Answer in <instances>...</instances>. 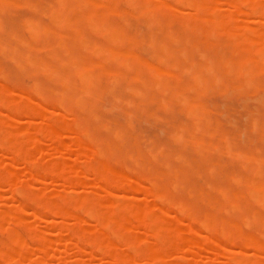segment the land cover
<instances>
[{
  "label": "bare ground",
  "instance_id": "bare-ground-1",
  "mask_svg": "<svg viewBox=\"0 0 264 264\" xmlns=\"http://www.w3.org/2000/svg\"><path fill=\"white\" fill-rule=\"evenodd\" d=\"M16 2L27 5L33 13L36 14V17L39 16L38 12L41 11L39 0H16ZM53 2L55 3V6H49L48 10L49 24H43L35 19L27 18V20L20 23V26L27 32L28 39L23 38V36H18L16 34L17 32H13L9 35L11 38L8 36L6 37L12 39L15 42V45L12 46V44H7L5 47L0 45L2 55L3 52L9 55L10 62L13 61V64L15 63L17 66L15 69L18 68L25 74L33 76L34 78L42 76L44 80L53 83L54 86L53 89H50L44 83L35 79L29 88H13L8 85L9 83L6 84V81H3L4 78L8 77L3 76L2 72L5 71L3 70L0 72V110L6 112L0 119V148L7 151L8 155L10 154V157L13 156L11 158L9 157L10 159L13 158L11 163L7 160L8 164L17 165V162L21 161V164L30 166L31 169L27 166L30 171H27L26 174L28 173L29 176L34 174L32 175L33 179L41 175L37 172H41L43 175L48 171L49 174H44L45 177H48L51 173V176L53 177L55 174L56 177L60 179L59 182H61V186H64L66 183L69 184L68 186H70V184H72V186L80 184L82 181L77 179L79 177L78 175L80 174L81 176V172H84L83 174L86 175V170L90 169L95 176L92 179L96 178L94 180L96 182L91 179V181L94 182L93 185L91 183L93 186L91 187L95 189L97 188L98 191L95 193L94 197L77 196L65 198L54 196L48 200H40L38 194L27 189L30 183L28 184L27 182L26 184L24 181L17 182L15 180L16 178L14 177V174L16 173V170L15 172L14 169L12 171H4V173L1 172V184L4 183L3 185H6L8 188L7 190L10 194L9 198L11 197L10 199H13L18 203L13 211H0V221L5 218L9 219V229H7V231H10L13 225L18 226V224L21 223L19 213L21 210L24 211V209L21 208H24L27 204H31L38 208L35 214L36 217L40 216L42 213L44 215L45 212H50L53 217L56 215L55 217L59 216L58 218L67 220L68 222L71 220L72 224L71 222L68 223V225L70 224L71 226L69 225L64 228L63 225L64 229H60H63V231L65 230L71 239H76L80 244L84 246L88 245L95 251H99V253L102 252L108 260L110 259V264H127L131 256L130 252L132 255L135 252H140V257L142 256L143 259L145 258V262L148 264H161L160 254H163L164 251L166 253V249L171 248V245L174 244L169 237V239L163 237L164 234L162 233L166 231H189L195 233L192 225H198V227H201L205 232L204 235H199L201 238L199 243H205V241L211 242L210 238L217 236L225 241L232 242L233 245L234 243H238L237 245L241 246H238L239 248H249L250 250L252 249V251L254 250L255 253L256 251L260 254L264 253V156H261L260 152L257 150L256 151L259 153H253L251 151H235L230 141L226 139L228 137H225L226 140L223 141V147L214 145L212 140L215 139L217 127H212V123L208 118L210 110L208 111L205 108V105L201 102V98L204 95H207V93L210 94L214 90L216 92L219 91L218 94H220V92H227L228 90L240 94V92H247L250 89L258 91L262 87L261 89L264 93V79H261L262 76L264 77V20L262 21L263 24L261 23L260 25V23H258L257 25L256 23V25H254L257 28L256 30L251 29V21L244 20V24L242 23L238 27H241L239 33H237L238 31L236 32V25H220L222 21L230 18L232 13L238 14L240 17L243 16L244 18H249L250 16V18H252V16L254 18L255 16L264 19V0H214V2L217 3L221 2L229 9V12H220L217 16L203 12L206 2L205 0H56V2ZM13 5L12 0H0V14L4 13L9 6ZM30 9L28 10L31 11ZM185 10L186 12H184ZM16 17L15 20L17 19ZM135 17L143 20L146 25L145 26L144 23H142L144 27L156 26L159 30L158 34H156L157 31L153 32L156 35L149 36V39L146 42L148 46L152 47V49L155 48V52H152V55L149 54L150 56H153L151 57L153 58L152 61H150L151 59H148L149 61L142 59L135 52V49L139 44H142L143 41H140V39L137 38L139 35L137 37L131 36L125 31V28L128 27L129 19ZM135 23L138 22L135 21ZM135 25L137 26V24ZM252 25L253 24H251V26ZM174 26H178L177 29L185 30L187 33L182 34L181 30H179L181 31L180 33L179 31H176V33L175 31L173 32L172 29ZM19 29H17V31H19ZM86 29L93 33V35L96 34L99 36L100 39H102L101 42L89 40L88 37L86 38L84 34V30ZM241 29L242 31H240ZM0 30H2V27ZM61 30H65L66 35H63ZM174 30H176V28ZM244 30H247V33H244ZM71 31H81L82 33L80 37L77 38ZM134 32H136V30ZM147 33V35H149L150 31ZM1 35L4 34L2 33ZM50 40L53 41L57 50L65 53L63 54L64 56L62 55L63 57L58 54V51L55 48H52L49 44ZM1 42L3 43V41H0V43ZM226 42L227 44L229 42V45L236 48L233 53L231 52L230 54V52H228V56L223 54L225 51L222 53V49L220 48L221 44H226ZM43 48L47 49V52H44L45 56H40V54L38 56L37 52H40ZM77 49L83 50L84 55L76 57L75 52ZM148 51L151 50L149 49L147 52ZM195 56H197L198 60L195 59ZM6 72L8 73V69ZM120 83H124V91L127 92V95L130 94L132 97L139 99L137 102L138 107L149 106L147 105L148 101L156 102L160 106V109L163 107L165 108L164 110L177 105L188 114L184 113L185 115L190 116L193 119L192 124L190 123V127H178L177 125L174 127L175 132L171 137L175 142L181 143V145H178V147H180L177 151H173L175 155H178L176 157L177 160L175 159L176 161H182L190 168L195 167L196 169L203 168V170H206L207 167L210 166L219 167V160H215L211 154L217 153L216 155H221L225 153L230 159L235 158L239 163L241 162L244 164V168L242 167L244 173L240 174V177H237L236 174L230 176L226 175L228 178V184L225 187L212 185L209 192H199V194H197L201 203L203 202L205 206L209 207V209L207 208V212H197V209L194 210L195 208H193V205L196 206V204H187L172 198L168 194L165 186L162 185L160 173H157V169L155 168L152 170V168L146 166L151 159L157 161V157L159 156L166 160L168 154L165 153L163 149L153 155L150 150L151 148L145 153L133 142L130 149L125 150L126 145L123 141L128 138V132L120 129L111 130L108 127L107 129L104 128L110 133L106 141L97 140L96 137L93 138L88 130V126L90 125L91 119H96L94 105L99 101L98 99L102 96L101 94L103 92L105 93L106 91H109L111 94L112 92L114 93V90L117 88L116 86ZM232 92H229L231 96L234 94H232ZM126 94L124 93L125 96ZM113 96H117V94H113ZM113 96H110V94L108 95V97L111 98ZM105 99L106 97H104V100ZM96 100L98 101L95 102ZM248 100L249 99L246 98L245 101ZM261 100L264 102V96L261 97ZM245 101L242 102L241 100L243 104H245ZM257 101L259 102L260 100ZM112 103L114 104V102ZM124 103L126 102H123V104ZM132 105L134 104L132 103ZM100 106H102V104ZM48 107L51 110L46 109ZM149 107L146 110H149ZM210 107L213 108L211 104ZM112 108H114V106ZM157 108L159 109V107ZM105 109L107 108H104V111H106ZM118 109H116V112H118ZM57 110L61 113H56L58 112ZM157 110L155 112H157ZM162 112L164 113L165 111L162 110ZM62 113L65 115L66 119L69 117V121H66L62 118L63 116H60L63 115ZM122 113L125 114V112ZM153 113L152 110L151 114ZM163 113L161 114L164 117ZM18 114H24L25 117L29 116L33 118V116H36L40 118L42 122L41 125L35 129V133L37 134L35 136L39 137L41 135L40 139L42 136L43 138H48L47 141L49 140L51 143L49 146L55 151L60 150L63 145L67 146V141L64 142L65 144H62V140H58L60 138L56 136L57 134L54 133V130H59V128L60 130H65L66 133L71 136V139L69 138L71 141L69 140L67 148L70 149L72 147L75 149L76 155L79 153L78 156H82V158L84 157L86 162L83 161L84 165L83 163L82 165L80 163V165L82 168H85L82 169L77 165L76 167L64 164L60 165L61 163H53L49 167H47L48 165L42 164V162L39 164L36 163L35 165L31 163V154H29L28 149L23 148V146H25L23 144L25 142L24 140L27 141L32 139L33 135L29 139H25L24 137L23 140L20 139L21 137L17 138V136L8 129L11 125L10 122H14ZM251 114L247 115V117H251ZM136 116L137 115L134 117ZM158 116L153 117L152 119L154 120L155 118L154 121H156ZM225 116L227 115H224V117ZM256 116L258 115L256 114ZM166 117V121L168 118H171L170 116ZM190 119L188 121H190ZM230 120L231 119H229V121ZM128 122L130 123V120ZM215 123L219 124L218 121ZM130 124H132V122ZM130 124L127 125L130 127ZM230 124L232 123H228V125ZM252 125L253 130H256L257 132L262 129L259 121H253ZM138 126H140V123ZM131 127L133 130L135 126L132 125ZM93 129L95 128L93 127ZM97 131H99V129H97ZM141 131L143 132V130ZM159 131L161 132V130ZM33 132L34 130L32 133ZM257 132L256 134H258ZM37 137H35V139L39 140ZM205 137H208L210 140L206 141ZM33 140L34 139H32V141ZM36 140L33 142H37ZM40 141L41 140L37 143H41ZM163 142L164 141H162V143ZM219 142L221 141L219 140ZM261 143H264V141ZM139 144L142 143L139 142ZM146 145H148V143ZM49 146L44 147L45 150L46 148H50ZM51 148L49 150H51ZM67 148H63L62 150L64 151ZM186 148H191V150L199 156V160H191L193 165L187 163V153H190V151L186 150ZM31 149H33V147ZM71 150L72 149H70V152L73 151ZM121 157H128L135 161V165L131 171L130 168L127 169L126 166H124L125 168L119 166L118 160ZM223 157L225 156L223 155ZM112 158L116 159L114 164H111ZM73 160L75 161L76 158ZM125 161L126 160H124V163ZM13 165L11 166L14 167ZM165 167L166 171L165 173L162 172V175L168 176L172 180L171 183L174 184L173 187L177 186L185 172L176 169L177 171L175 170L172 174L170 166L167 164ZM165 167L161 168L165 169ZM79 169L84 171L80 172ZM214 171V169L210 170L212 173H214ZM129 172L136 177H131ZM203 172L205 173V171ZM237 172L239 171L237 170ZM150 174H153L154 177ZM208 174L211 175L209 172ZM51 176L49 177L52 178ZM82 177L83 175L80 178ZM86 178L82 180H85ZM29 179L30 178L27 180L29 181ZM36 179L34 181L40 182L39 179ZM40 179H42V177ZM210 179H212L211 176ZM30 181L33 182V180ZM143 183H147L148 187H145ZM80 185L82 186V184ZM119 186V189L122 188L125 190L126 188L123 187H127L126 190L130 188L133 189V191H136L135 194L140 192V194L142 193L144 196L152 197L154 198L155 203L153 202L154 204H151V206L146 205L142 207L135 205L132 200L122 202L120 207H118V212L115 210L107 211L101 208L110 204V200L107 198L108 196L111 197L113 195V193L110 192L111 188L115 189L117 187V190H119ZM181 188L182 186L180 189ZM100 191H103L104 193H102L106 196L102 195ZM188 192L187 194H189ZM212 193H214V195ZM178 197L179 195L177 198ZM187 199H189V195ZM170 206L178 212L177 214H179V216L181 215L183 216L182 218L185 217L187 219L189 224L186 222L187 226L185 228L179 229L175 226L174 222L165 220L164 216H167L170 212H168ZM36 208L34 209L36 210ZM39 209L43 210V212L40 211L42 212L41 214H39ZM150 209L158 210L159 214L150 217ZM45 214L48 215V213ZM35 215L32 216L35 217ZM43 215L41 217H43ZM80 221L85 223L91 221L95 224V227H91L90 230L84 229L83 227L78 226ZM137 221H140L139 224H142L148 231L143 232L147 234L149 233V236L146 234L143 239L147 237L151 238L150 236H152L158 241L157 243H154V248L159 252H150L148 250L142 252L141 249L138 251V248H135L138 243L136 238L125 237L123 235L122 229L124 228L122 227V223H126L128 224L127 227H130L132 223H137ZM48 222H50L49 224L51 225L55 224L53 220V223L51 221ZM16 235L17 233L11 232L9 242L7 243V241H5L0 244V248H3V250L0 249V264H15L13 262H17L18 264L19 258L30 253V251L24 246L17 247L20 237ZM143 235L144 234H142V236ZM47 236V232L35 233L26 230L23 233V237L26 239L41 240L37 250H35L36 253H39V255L41 254L42 257H45L48 254L49 245L51 244L50 242H52L51 245H53L54 241H49L50 238L48 239ZM111 238L121 240L123 246L129 248L130 251L125 252L116 247L113 248L108 241V239ZM190 242L196 243L195 240ZM55 243L57 244L58 242ZM211 244L213 243L211 242ZM75 247L77 246L75 245ZM80 247L83 249L82 246ZM75 249L77 251L81 250L79 249V245ZM13 250L16 251L17 257L15 261L9 262V260L12 261L14 259H9L6 256V253ZM172 250H174V248ZM172 250L169 252L172 253ZM240 252L241 251H238V254H240ZM241 255L244 254L241 253ZM225 264H264V258L261 257V260H231Z\"/></svg>",
  "mask_w": 264,
  "mask_h": 264
},
{
  "label": "rangeland",
  "instance_id": "rangeland-1",
  "mask_svg": "<svg viewBox=\"0 0 264 264\" xmlns=\"http://www.w3.org/2000/svg\"><path fill=\"white\" fill-rule=\"evenodd\" d=\"M53 1L56 2V0H50V1L49 0H39L41 11L38 12L39 16L36 17L35 16L36 14L33 13V11L27 5L20 4L19 2H16V0H12V3L14 5L13 6H9V8L6 10L7 12L6 11L4 12L5 14L4 13L0 14L1 15L0 16V19H1L0 20V22H1L0 23V25H1L0 29L2 27V30H0V41H3V43L1 42L0 45L5 47V45H7V44H12V46H14L15 42L12 39H8L6 37V36L10 37L9 35L11 33H13V32H17L16 34L18 36H20V37L23 36V38L28 39L27 32L25 31V29L21 28V26H20V23L22 21H24V20H27V18L28 19H35V20H37V21H39L40 23H43V24H49V18H48L49 13H48V10H49V6L50 7H51V5L55 6V3ZM205 1H206L205 2V7L203 9L204 13H207V14L211 13V15L217 16L220 12H222V13L229 12V9L227 8V6H225L221 2L217 3V2H214V0H205ZM43 3H45V4H43ZM20 6H21V8H20ZM46 6H47L48 9L46 8ZM28 9H30L31 11H29ZM184 12H186V10ZM44 13H46V14H44ZM7 14H9V15H7ZM31 15H32V17H31ZM14 16L15 17L17 16L16 20H15ZM40 17H41V19H40ZM250 17L249 18L248 17L244 18L243 16L240 17L238 14L232 13L230 18L222 21L220 23V25H224V26L236 25V28H237L236 32L238 31L237 33H239V29L241 27L240 28H238V27L242 23L244 24V20L245 21L248 20V21L252 22L251 24H253V25L251 26V24L247 21L250 24L251 29H253V30L257 29L254 26V25H256V23H257V25H258V23H260V25H261V23L263 24L262 21L264 19H260V18L255 17V16H254V18H253V16H252V18H250ZM37 18H39L41 21L39 19H37ZM135 19H137V18L135 17V18L129 19V22H128L129 24H128V27H126L127 29L125 28V31L127 32V34H129L131 36L137 37L139 35L137 38H139L140 41H142V40L143 41H142V44H139V46H138L139 48L137 47L135 49V52L142 59L147 60V61H149L151 59L150 61H152L153 58H151V57H153V56H150V55H152V52L153 53L155 52L154 51L155 48L152 49V47L148 46V44L146 42L149 39V36L158 34L159 30L157 29L156 26L144 27L145 23L143 22L142 19H137V20H135ZM135 21H137L138 23H135ZM140 21H142V22H140ZM247 22H245V23H247ZM142 23H144V25ZM135 24H137V26ZM19 27H20V29H19ZM149 27H150V29H149ZM174 27L176 28V30H174L175 29ZM174 27H173L172 31L173 32L175 31V33H176V31L178 32L179 30H181L179 28L177 29L178 26H174ZM16 28L19 29V31H17ZM86 30H84V34H85L86 38L88 37L89 40H96L97 42H101L102 39H100L99 36H97L96 34L93 35V33H91L89 30H87V31ZM130 30H132V31H130ZM133 30L134 31L136 30V32H134ZM149 31H150V34L147 35L148 34L147 32H149ZM155 31H157L156 34L153 33ZM181 31H179V33L180 32L182 34H186L187 33V32H185V30L184 31L181 30ZM240 31H242V29ZM139 32H140V34H139ZM243 32L247 33V30H244ZM2 33L4 35H1ZM20 33H21V35H20ZM61 33L63 35H66V31L65 30H61ZM81 33H82L81 31L72 32V34L75 37H77V38L80 37ZM145 35H147V36H145ZM223 37H225V36H223ZM5 38H7V39H5ZM4 43H6V44H4ZM49 44L52 46V48H55V46H54L55 44H53V41L50 40ZM143 47L146 48V49H144ZM220 48L222 49V53H223V51H225L223 54H226L227 56H228V52H230V54H231V52L233 53L236 50V48L234 46L229 45V42H228V44H227V42H226V44H221ZM149 49L151 51L147 52V50H149ZM45 51L47 52V49L43 48V49H41L40 52H37V55L39 56V54H40V56H45V53H44ZM57 51H58V54L61 57L64 56L63 55V54H65L64 52L59 51V50H57ZM83 52H84L83 50L77 49V51L75 52V56L76 57H80V56L84 55ZM0 53H1L0 54V62H1L0 63V72L3 71V70L5 71V72H2L3 76L4 77L8 76L7 77L8 79L3 77L4 78L3 81L4 82L6 81V84L9 83L8 85L10 87H13V88H16V87L29 88V87H31V85L33 84L35 79H37V81L44 83L48 88H50V89L54 88L53 83L44 80L42 78V76H38L37 78H34L33 76H29V75L25 74L24 72H22L18 68L15 69V67H17V66H16L15 63L13 64V61L10 62L9 55L7 53H4V52H3V55H2L1 51H0ZM148 55H149V57H148ZM195 59L198 60L197 56H195ZM7 60H9V61H7ZM9 62L12 63V64H10ZM6 65H7V67H6ZM8 66H9V68H8ZM12 66H14V67H12ZM6 68L8 69V73L6 72L7 71ZM5 79H7V80H5ZM261 79L263 80L264 77L262 76ZM50 84H52V85H50ZM116 87L115 88L118 91L114 90V93L112 92V94H111V92L109 93V91H106L105 93L103 92L101 94L102 96H100V98L98 99L99 101L98 100L95 101V102H97V101L99 102V103L97 102L98 104L96 103L94 105V109H95L94 110V114L96 113L95 114L96 115L95 116L96 119H94V120L91 119L92 121L90 120V125L88 126V130L92 134L93 138L96 137L97 140L106 141V139L110 135L109 131L105 130L108 127L111 130H119L120 129V130H124V131L128 132V135H127L128 138L123 141L125 143V145H126L125 150H127V149L129 150L131 145L133 144V142L137 145V147L140 150H142L145 153H147L148 150L151 148L150 150H151V153L153 155L156 154L159 150L163 149L164 152L168 154L167 159L164 160L163 158H161L159 156V157H157V161L154 160V159H151V161H149L146 166L152 168V170L155 169V168L157 169V171H158L157 173H160V178L162 180V182H161L162 185L165 186L168 194L172 198H174L175 200H178V201H182V202L187 203V204L188 203L189 204H196V206L193 205V208H195L194 210L197 209V212H200V213L207 212L209 207L205 206L203 202L201 203V201L197 197V194H199V192H204V193L209 192L210 188L212 187V185L225 187L228 184V180H227L228 178L226 177V175L230 176V175H235L236 174L237 177H240L239 175L244 173V169L242 170V167L244 168V164H242L241 162L239 163V161L237 159H235V158L230 159V157L225 155V153L221 154V155H216L217 153L211 154L215 160H219V167L218 166H213V167L210 166V167H207L206 170H203V168H199V169H196L195 167L190 168L189 166H187L186 163H183L182 161L179 162V160L176 161L177 160L176 157L178 155H175V153L173 151H175V150L177 151V149L180 147V146L178 147V145H181V143L175 142L172 139V137H171L172 134L175 132L174 127L176 125L178 127H184V126L185 127L186 126L190 127L192 122H193V119L190 116H187L188 114L185 111H183L180 106H177V105H174L173 106L174 108L170 107L169 109L164 110L165 108L161 107V109H160V106L156 102H152V101L149 102L148 101L149 103L147 102V105H149L151 107H149V106H147V107H138L137 102L139 101V99L136 98V97H132L129 93L128 94L130 96L126 94L127 92L124 91V88H125L124 83H120ZM261 88L258 91H255L253 89L252 90L250 89L247 92L246 91L245 92L242 91V93L240 92V94H238L237 92L234 93L231 90H228L227 92H223V93L220 92V94H218L219 91L216 92L214 90L211 93L209 92L210 94L207 93V95H204L201 98V100H202L201 102L205 105V108L208 111L210 110V112L208 114V118H209V120L212 123V127L213 126L217 127L216 128L217 132H216L215 139L212 140L214 145H219L220 147H223L224 146L223 141L227 139L228 141H230V143L233 146V149L235 151H247V152L251 151L253 153H259L260 152V155L264 156V143H261V142L264 141V125H263L264 124V102L261 100V97L264 96V93H263V90ZM229 92L230 93L232 92V94L233 93L234 94L231 96V94H229ZM106 93L108 95L110 94V96L111 95L113 96V94L114 95L117 94V96H113L111 98V97H108V95ZM124 93L126 94V96L124 95ZM128 96H129V98H128ZM205 96H206V98H205ZM104 97H106L105 100H104ZM223 97L226 98V99L227 98H229V99L226 100ZM113 98L115 99V101H114ZM131 98H133V99H131ZM246 98L249 99V100L245 101ZM116 99H119V100H116ZM254 99H257V100H260V101L258 102L257 100H254ZM241 100H242V102L245 101V104L246 103H248V104H246V105L243 104L241 102ZM100 101L103 102V103H101ZM112 102H114V104ZM123 102H126V103L123 104ZM261 102H262V104H261ZM110 103H112V104H110ZM115 103H118V104H115ZM132 103L134 105H132ZM101 104H102V106H100ZM104 104L107 105V106H105ZM126 104H130L132 106V108H131L130 105H126ZM210 104H211V106H213V108L210 107ZM213 104L215 105V107H214ZM262 105H263V107H262ZM113 106H114V108H112ZM148 107H149V110H146V109H148ZM157 107H159V109ZM52 108H53V106H52ZM104 108H107V109H105L106 111H104ZM110 108L113 111H111ZM118 108H121V109H118ZM241 108H243L244 110L241 109ZM46 109L51 110L49 107L46 108ZM116 109H118V112H116L117 111ZM155 109L156 110L158 109L157 110L158 113L155 112L156 111ZM240 109H241V111H240ZM254 109H257V110H254ZM141 110H142V112H141ZM152 110L156 114H154V113L151 114ZM162 110L165 111V112L163 113ZM0 111L3 112V113L0 112L1 113L0 119H1L3 117L2 115H5L4 113H6V112L4 110H0ZM122 112H125V114H123ZM177 112H178V114H177ZM211 112H213V113H211ZM56 113H61V112L58 111ZM161 113H163L164 117L162 116ZM184 113H186L187 115H185ZM253 113H256L258 116H256V114H253ZM106 114H107V116H106ZM158 114H159V116H158ZM180 114H182V115H180ZM250 114H251V117L248 116L249 117L248 118L247 115H250ZM135 115H137V116L134 117ZM171 115H173V116H171ZM222 115H223V118H222ZM224 115H227V116L224 117ZM60 116H63L62 117L63 119H65L66 121H69L68 120L69 119L68 116H66V117H68V119L65 118L64 114L60 115ZM156 116H158L157 117L158 119L159 118H162V119L158 120L156 118L157 120L154 121L155 118H154V120L152 118L156 117ZM166 116L167 117H169V116L171 117V118L167 119L168 122L165 119ZM182 116L184 117V119H183ZM35 117L36 116H33V118H31L29 116L25 117L24 114H22V115L18 114L16 116V120L14 122L13 121L10 122L11 125L9 126L8 129L12 133H14L17 136V138L21 137L20 139H23V140H24V137H25V139H29L33 135L32 139H34L33 141H35L36 140L35 137H37V136H35V135H37L35 133V129L37 127H39V125H41V122H42L40 120V118L36 117L37 118L36 119ZM128 117H129L130 123L132 122V124H130L128 122L129 121ZM147 117H150V118H147ZM172 118H174V119L176 118L175 121ZM131 119H133V120H131ZM181 119H183V120L186 119V120L183 121ZM189 119H190V121H188ZM229 119H231V120L229 121ZM171 120H173V121H171ZM245 120L248 121V122H246ZM100 121H101V123H100ZM151 121H153V122H151ZM164 121H165V123H164ZM217 121H218L219 124L215 123ZM233 121H234V123H233ZM253 121L254 122L255 121H259L260 126L262 127V129L260 131L257 132L256 130H253V125H252ZM138 122L140 123V126H138L139 125ZM244 122H246V123H244ZM228 123H232V124L228 125ZM105 124H107V125H105ZM127 124H130L131 126L134 125L135 127L132 130V127L131 126L129 127ZM162 124H163V126H162ZM178 124H180V125H178ZM120 125H121V127H120ZM234 125H236V126H234ZM166 126H167V128H166ZM93 127L95 129H93ZM97 129H99V131H97ZM33 130H34V132H33L34 134L32 133ZM56 130H54V133H56L57 134L56 136H58L60 138L58 140H62L61 141L62 144L65 141H67L66 144L68 146L69 145L68 143H69V140L71 139V136H69V134L66 133L65 130H60V128H59V130L58 129H56ZM141 130H143V132ZM159 130H161V132ZM164 130H166V131H164ZM130 131H132V132H130ZM255 131L258 134H256ZM243 132H244V135H243ZM154 133H155L156 136L154 135ZM145 134L147 135V137H146ZM141 135H143L144 137L143 136L140 137ZM40 136L37 137V138L39 140H41L40 141L41 143H37V142H39V140H36L37 142H33L32 139H29L27 141L24 140L25 142L23 141L24 142L23 145H25V146H23V148L28 149L29 154H31V163H33L34 165L36 163L39 164V163L42 162V164L48 165L47 167L51 166L53 163L54 164L55 163L56 164L57 163H59V164L61 163L60 165L64 164V165H70V166H73V167H76V165H77L78 167H81L82 163L84 165V162H86L84 160V157L82 158V156H78L79 155L78 151H77L78 154L76 155L75 149H73L72 147L70 148V149L73 150V151L71 150L72 152H70V149L67 148L66 145H63V147L60 149L63 153L60 150H56L55 151L53 148H51L49 146V145H51V143L49 142V140L47 141L48 138L46 139V138H43V136H42V138L40 139ZM225 137H228V138L225 139ZM169 138H171V139H169ZM217 138L221 142H219V140ZM144 139H146V140H144ZM238 139H240V140H238ZM149 140H151V141H149ZM205 140L209 141L210 139H208V137H205ZM29 141H32V142H29ZM162 141H164L163 142L164 144L162 143ZM170 141H172V142H170ZM42 142H43V144H42ZM139 142L142 143V144H139ZM47 143H48V145H47ZM145 143L146 144L148 143L149 146L146 145ZM29 145H30V148H29ZM31 146L33 147V149H31L32 148ZM48 146L51 148V150H49L50 148H46V150H45L44 147H48ZM64 146H66V147H64ZM70 146H73V145H70ZM63 148H67L65 150H67L68 153L65 150H64L65 151V153H64V151L62 150ZM187 148H186V150L190 151V153L189 152L187 153V156H188L187 163H191V165H193L191 160L192 159L199 160V156H198V154L193 152L191 150V148L190 149H187ZM1 150L3 151V153H2ZM1 150H0L1 151V153H0V161H1L0 162V173L1 172L4 173V171H9V170L12 171L13 169H14V172H15V170H16V173L14 174V177L16 178L15 180L17 182H21V181L23 182L24 181V183L26 182V184H27V182H28V184L30 183L29 184L30 187L28 185L27 189L30 190L31 192L35 193V194H38L39 195L38 198L40 200H48V199L53 198L54 196L65 197V198H67V197H77V196L94 197L95 193L98 191L97 188L96 189L92 188L93 187L92 185L94 184V182H96V181H94L96 178L92 179L95 176L93 175V173H92V171L90 169L86 170V175L83 174L84 172H81V171H84V170H80L79 169V171L82 173L81 176L83 175V177L80 178L81 176L79 174L78 175L79 177L77 176L78 177L77 179H80V181H82L80 183V184H82V186L80 184H78V183H77L78 185H75V186L74 185L72 186V184H70V186H68L69 185L68 183L64 184V186L63 185L61 186V184H60L61 182H59L60 179H58L55 174L52 177L51 176L52 175L51 171H50L51 174L49 176H51L52 178H54V177L57 178L58 181L55 178L54 179L50 178L48 175L47 176L49 178L45 177L44 174H46V173L49 174L48 171H46L43 175H42L41 172L40 173L37 172L38 174L42 175V176L40 175L42 177V179H40L41 178L40 176H39L40 178L36 177L37 178L36 179L35 178L36 175L34 176V178L36 180L39 179L40 182L42 181L40 183L39 181H34L35 179H33V177H32V175H34V174H32L31 176H29L28 173L26 174L27 171H30V170H28V167H30V166L25 165V164L23 165V164L20 163L21 161H19V162H17V165L15 164L16 162L14 163L15 165L11 164V165L14 166V167H12L10 164H8V162L9 163L12 162L11 160L13 158L12 159H10V158L13 157V156L10 157V154L8 155L7 151H5L4 149H1ZM256 150L259 151V152H257ZM223 155L225 157H223ZM5 158H7V159H5ZM74 158H76L75 161L77 162V164L73 160ZM123 158L124 157H121L118 160L119 166H122V167L126 166V168L127 169L130 168V171H131V169H133V167L135 165V161H133L132 159H130L128 157H125L124 159ZM7 160H9V161L7 162ZM124 160H126L125 163H124ZM115 161H116V159L112 158L111 159V164H114ZM78 162H79V165H78ZM80 163H81V165H80ZM182 163L186 164V165H183ZM165 164L166 165L168 164L170 166V171H171L172 174H173V172L176 169H180V170H183L185 172V174H183V176L180 179L181 181L178 182L177 186L173 187L174 184L171 183L172 180L168 176L162 175V172L165 173V171H166V167H165L166 165ZM238 164H239V166H238ZM7 165H10V166H7ZM21 165H23V166H21ZM161 167L162 168L165 167V169H162ZM84 168H82V169H84ZM29 169H31V167ZM211 169L215 170L214 173L210 172ZM24 170H25V173H24ZM224 170H226V171H224ZM237 170L239 172H237ZM203 171H205V173ZM34 172H35V170H34ZM90 172L92 173L93 176L91 175ZM208 172L211 175H209ZM129 175L131 177H136L135 175H132V173H130V172H129ZM150 175L152 177H154L153 174H150ZM67 176H69V175H67ZM198 176H199V178H198ZM210 176L212 177V179H210ZM28 178H30L29 181L33 180V182H31V181L29 182L27 180ZM84 178H86V179L82 180ZM213 178H214V180H213ZM91 179L94 182H92ZM182 181H184V182H182ZM207 181H209V182H207ZM91 183H92V185H91ZM208 183H210V184H208ZM0 184H1V181H0ZM3 184L0 185V211H9L10 212L11 210L12 211L15 210V208L17 207L18 203H16L15 200L10 199L11 197L9 198L10 194L8 193L9 192L7 190L8 188L6 187V185H3ZM143 184H144L145 187H148L147 183H143ZM181 186H182V188L180 189ZM206 187L209 188V189H207ZM119 188H120V186L118 187V189ZM123 188L127 189V187H123ZM126 189L124 190V189L121 188V189L117 190V187L115 189L111 188L110 192L113 193L114 196L112 195L110 197V196L107 195L108 198L107 197L106 198L110 200V204L105 206V207H101V208H103V209H105L107 211L115 210V211L118 212V207H120L122 202H127V201H131L132 200V202L135 205L142 206V207H144L146 205L151 206V204L155 203L154 202V198H152V197L144 196L142 193L140 194V192H137L138 194H135L136 191H133V189H130V188H128V190H126ZM187 192L189 194H187ZM103 193H102V195H105ZM191 193H192V195H191ZM212 194L214 195V193H212ZM178 195H179V197L177 198ZM188 195H189V199H187ZM15 204H16V206H15ZM33 207L36 208V206H34V205L27 204V206L25 205L24 208H21V209H24V211L21 210L22 213L21 212L19 213V216H20V219H21V221H20L21 223L18 224V226L17 225L16 226L13 225V227L11 228L10 231H7V229H9L8 228L9 219L5 218L4 220L0 221V244L2 242H5V241H7V243L9 242V238H10L11 232L12 233H17L16 236L20 237V240L18 241L17 247L18 246H24L30 251V253H28L26 256L21 257V258L18 259V262H19L18 264H20V263L21 264H77V263H80V264H82V263L83 264H110V262H109L110 259L108 260V258H106L103 255L102 252L99 253V251H95L92 247H89L86 244H85L86 246L80 244L79 241H77L76 239H71L68 236V234L65 232V230L63 231V229L66 226L70 225V224L68 225V223H70L71 220H69V222H68L67 220H63V219L58 218L59 216L55 217L56 216L55 215L53 217V215H51L52 213H50V212H45V213H48V215H46L45 213L43 215V213H42L43 210H40V209H39V212L40 211H42V212H40L39 214H41V213L42 214L40 216L36 217L35 214H36L38 208H36V210H35ZM203 207H204V209H203ZM172 208L173 207L170 206V209L168 210V212L169 211L170 212L168 213L167 216H164L165 220H167L169 222L170 221L174 222L175 226L177 228H179V229L185 228L187 226L186 222L188 224H189V222L187 221V219L185 217L182 218L183 216H181V215L179 216V214H177L178 212L176 210H174V208L173 209ZM32 213H34V214H32ZM158 214H159V212L156 209H153V210L150 209V211H149V216L150 217H153V216L158 215ZM32 215H35L36 218L34 216H32ZM42 215H43V217H41ZM175 216H176V219H175ZM52 220L55 222V224H53V225L49 224L50 222H48V221L52 222ZM139 222L140 221H137V223H132L130 225V227H127L128 224L122 223V227L124 228V229H122L123 235L125 237H135L136 238L138 243L136 244L135 248L137 247L138 251H140V249H141L142 252H144L146 250H148L150 252H155V251L159 252L157 249L154 248V243L158 242L155 238L150 236L151 238L147 237V238L143 239V237H145L146 234H147V233H144L143 231L146 232L147 230L143 227L142 224L140 225ZM71 224H72V222H71ZM63 225H64V228H63ZM78 226L79 227H83L84 229L90 230L91 227H95V224L93 222H91V221L87 222V223L80 221ZM192 227L194 228L196 234L194 232L192 233V232H189V231L188 232H186V231L185 232L184 231H179V232L166 231V232L162 233V234H164L163 237H166V238L169 237L170 240L174 244L171 245V248L166 249V253L164 251L163 254H160V260H161L160 263L161 264H225V263H227V262H229L231 260H251V259H260L261 260V257L264 258V253L260 254V253H257V251L255 253L254 250L252 251V249L250 250L249 248H246V249L245 248L244 249L243 248H239L241 246L237 245L238 243L237 244L234 243V245H233L232 242L230 243V242L225 241V240H223V239H221V238H219L217 236H215V237L213 236V237L210 238L211 242L213 244H211V242H208V241H205V243H199L200 240H201L199 235L200 234L204 235L205 232L203 231V229H201V227H198V225H192ZM60 228H63V229L61 230ZM98 228H100V227H98ZM26 230H30V231H33L35 233L36 232L37 233H39V232H47V234H48L47 238L48 239L50 238L49 241L50 240L51 241L54 240L55 242H58V243L56 244L53 241V245H51L52 242H50L51 244L49 245L50 247L48 249L49 250L48 254L45 257H42L41 254L39 255V253L38 254L36 253L37 247L41 243V240L39 241V240H36V239H26V238H24L23 237V233ZM201 231H203L204 233L201 232ZM92 234H93V232H92ZM142 234H144V235L142 236ZM188 240H190V241L195 240L196 243L193 242L194 243V245H193V243H191ZM216 240H217V242H216ZM108 241H109V243L111 244V246L113 248L116 247V248H118V249H120L122 251H125V252L126 251L127 252L130 251L129 248H126L125 246H123V242L121 240H118L116 238H111V239H108ZM77 244L79 245V249H81L80 246H82L83 249H81L80 251H77L75 249V248L78 247ZM72 245H73L74 250L72 248ZM75 245L77 247H75ZM216 245H218V246H216ZM173 248L176 251V253H175L174 250H172ZM1 250H3V248ZM15 250H16V248H15ZM15 250L9 251V252L6 253V256L9 259H14L12 261L9 260V262L15 261V259L17 257ZM171 250H172L173 255H172L171 252H169ZM238 251H241L240 254H238ZM142 252H141V254H142ZM135 253L132 255V253L130 252L131 256H130L129 261L127 262V264H148L147 262H145V258L143 259L142 256L140 257V252L136 253V254ZM241 253L244 254V255H241ZM174 254H176V255H174ZM13 263L17 264V262H13ZM5 264H7V263H5ZM8 264H12V263H8Z\"/></svg>",
  "mask_w": 264,
  "mask_h": 264
}]
</instances>
